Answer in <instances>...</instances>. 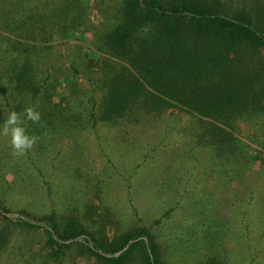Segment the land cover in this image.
<instances>
[{"label": "trees", "instance_id": "obj_1", "mask_svg": "<svg viewBox=\"0 0 264 264\" xmlns=\"http://www.w3.org/2000/svg\"><path fill=\"white\" fill-rule=\"evenodd\" d=\"M78 27L91 29L97 59L73 53L77 63L83 59L78 66L91 89L75 90L65 109L56 99L49 44ZM28 107L40 113L39 122L27 120ZM143 108H178L195 118L207 168L224 186L239 182L240 244L248 253L254 248L251 261L264 256V0H0V126L9 112L20 114L22 126L35 137L38 160L63 122L86 131ZM239 123L249 127L247 135L237 134ZM31 151L24 152L28 163H34ZM15 163V188H20L28 177L24 164ZM169 202H175L172 210L186 209L177 192ZM80 210L73 203L62 213L51 209L31 217L15 212L20 229L45 232L48 255L41 264L63 259L74 244L99 264H183L196 249L194 259L203 256L201 264H229L218 250L204 256L221 245L208 212L188 208L163 238L159 228L167 225V215L152 227L101 239L99 226L84 222ZM12 218L0 205V222ZM10 236L0 229V257ZM34 264H40L37 257Z\"/></svg>", "mask_w": 264, "mask_h": 264}, {"label": "rangeland", "instance_id": "obj_2", "mask_svg": "<svg viewBox=\"0 0 264 264\" xmlns=\"http://www.w3.org/2000/svg\"><path fill=\"white\" fill-rule=\"evenodd\" d=\"M90 13L92 24L97 23V11ZM93 37L90 28L78 27L66 38L56 35L49 44L54 56L51 71L56 99L65 109L71 95L78 93L75 90L91 89L83 67L78 66L83 59L78 58L77 63L72 55L79 50L87 60L95 61ZM194 120L178 108H143L118 123L86 131L63 122L59 136L40 155V160L32 146L29 156L34 163H28L26 153H14L9 136L0 137V205L13 215L12 219L0 222V229L10 231L11 235L0 264H34L36 257L41 264V259L48 255L45 232L20 229L15 224V212L26 211L31 217L51 209L62 213L73 203L80 207L84 222L99 226L96 236L101 239H112L133 227H152L167 215V225L162 222L159 228L163 238L171 224L177 225L188 214V208L208 212L216 225L217 244L221 245L215 246L213 252L204 251V256H214L218 250L229 264H242L244 257L247 264H264V256L251 261L254 248L249 253L244 251L238 239L244 238L239 234L243 212L237 198L239 182L224 186L210 166L207 168L208 154L198 143ZM248 130L247 125L239 123L237 134L247 135ZM15 162L24 164V177H28L25 183L20 182V188H15ZM255 167H259V162ZM175 192L186 209L172 210L175 202L172 205L169 201ZM251 230L255 233L253 226ZM196 251L185 255L183 264H201L204 257L194 259ZM53 264L99 263L74 244L63 259Z\"/></svg>", "mask_w": 264, "mask_h": 264}, {"label": "clouds", "instance_id": "obj_3", "mask_svg": "<svg viewBox=\"0 0 264 264\" xmlns=\"http://www.w3.org/2000/svg\"><path fill=\"white\" fill-rule=\"evenodd\" d=\"M27 120L39 122L41 115L32 107L24 109ZM21 115L16 111L7 114L3 125L0 126V135L10 136L11 147L17 155L23 154L26 150L32 148L35 137L30 136L25 127L22 126Z\"/></svg>", "mask_w": 264, "mask_h": 264}]
</instances>
